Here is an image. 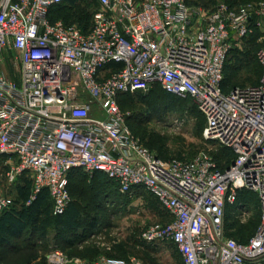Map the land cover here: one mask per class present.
I'll list each match as a JSON object with an SVG mask.
<instances>
[{
	"label": "built area",
	"instance_id": "built-area-1",
	"mask_svg": "<svg viewBox=\"0 0 264 264\" xmlns=\"http://www.w3.org/2000/svg\"><path fill=\"white\" fill-rule=\"evenodd\" d=\"M70 1L0 0V215L25 182L32 200L47 189L53 215H62L70 175L100 172L122 193L144 189L158 200L171 221L143 240L173 243L183 264H264V49L257 85L223 86L254 8L222 3L200 13L187 0H87L97 9L83 30L52 20ZM155 86L197 103L204 139L232 154L228 164L206 156L164 161L138 144L120 99ZM244 190L257 193L261 212L248 242L225 231L226 209ZM52 260L63 264V253ZM74 262L144 264L108 256Z\"/></svg>",
	"mask_w": 264,
	"mask_h": 264
},
{
	"label": "rangeland",
	"instance_id": "rangeland-1",
	"mask_svg": "<svg viewBox=\"0 0 264 264\" xmlns=\"http://www.w3.org/2000/svg\"><path fill=\"white\" fill-rule=\"evenodd\" d=\"M187 3L200 13L212 12L222 3L235 9L254 8L251 33L238 41L230 53L223 85L229 89L259 83L263 73L259 51L264 49V0H187ZM79 4V8L64 11V15L73 12L69 17L73 22L82 18L90 24L97 5L89 6L88 1ZM4 56L9 62L12 54ZM7 70L13 76L11 69ZM120 107L138 144L164 161L206 156L223 167L232 158L228 150L204 139L205 118L191 99L168 100L157 92L150 97H128ZM70 184L71 201H76L82 213L81 228L67 233L50 228L46 235L26 231L22 240H14L12 247L0 250L2 264H57L52 260L57 250L63 253V264L104 256L135 258L144 264H183L173 243L149 244L143 240L150 227L171 221L153 195L144 189L122 193L108 179L83 171L74 175ZM238 200V204L226 209L225 231L227 236L244 241L259 226L260 201L257 193L250 190L241 191ZM76 239L79 241L69 246Z\"/></svg>",
	"mask_w": 264,
	"mask_h": 264
},
{
	"label": "trees",
	"instance_id": "trees-1",
	"mask_svg": "<svg viewBox=\"0 0 264 264\" xmlns=\"http://www.w3.org/2000/svg\"><path fill=\"white\" fill-rule=\"evenodd\" d=\"M82 1L86 2L87 0H71L67 4L57 7L52 12V20L53 21L63 20L67 24H76L81 29L87 30L90 27L91 22L90 24L84 23L82 18H79L76 22H73L69 18L70 16H73L72 15L73 12L66 13L67 15L66 14L64 15L63 13L64 11L70 12V11H73L74 9L79 8L80 7L79 3ZM90 5L92 4L89 3V6ZM229 6L233 8L232 5H229ZM257 84H254V85H257ZM237 86L238 85H234L231 88L237 87ZM231 88L226 89L224 87V89L227 91H229ZM157 92L158 94L162 95L168 100H179V101L184 100V99H180L178 97H174L166 93L160 86H155L152 89V91L145 97H150L151 95L156 94ZM128 97H134V96L131 94L123 95L120 99V104ZM229 160L226 162V164H228ZM79 173H81V171L73 172L70 175V182L73 176ZM93 175H95V177L97 178L108 179L105 175H103L100 172H96ZM113 184L117 186L116 183L113 182ZM69 190L71 191V184L69 185ZM31 196H32L31 184L29 182L20 184L16 191V195H15L16 202H15L14 207L10 211H7L3 213L2 215H0V250L12 247L13 246L12 242L14 240H17V241L22 240L25 232L29 230H31L34 234L46 235L50 228H55L59 230L61 233L73 232L81 228L82 213L76 201L72 200L68 208L64 212V214L56 216V215H53V212H52L53 203H52L49 191L47 189L42 190L37 195V197L33 200L31 199ZM250 238L244 241H241V240H238V241L248 242ZM78 241H79L78 239L70 241L69 246H74ZM91 261H94V260H91ZM2 263L3 262H0V264Z\"/></svg>",
	"mask_w": 264,
	"mask_h": 264
}]
</instances>
